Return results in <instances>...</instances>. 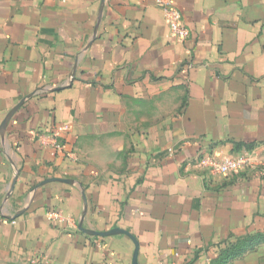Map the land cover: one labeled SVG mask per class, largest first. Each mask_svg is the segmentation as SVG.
Here are the masks:
<instances>
[{
	"label": "crops",
	"instance_id": "obj_1",
	"mask_svg": "<svg viewBox=\"0 0 264 264\" xmlns=\"http://www.w3.org/2000/svg\"><path fill=\"white\" fill-rule=\"evenodd\" d=\"M174 3L185 42L155 0H0V264H209L264 233V0Z\"/></svg>",
	"mask_w": 264,
	"mask_h": 264
},
{
	"label": "built area",
	"instance_id": "obj_2",
	"mask_svg": "<svg viewBox=\"0 0 264 264\" xmlns=\"http://www.w3.org/2000/svg\"><path fill=\"white\" fill-rule=\"evenodd\" d=\"M155 4L163 14L170 35L177 42H185L189 38L190 32L183 23L181 13L175 6L174 0H155ZM68 130V126H56L53 131L48 134H38V143L43 148H56L58 147L59 139H61ZM195 163L198 167L207 170L213 175L229 176L238 173L245 167L247 158L242 156L219 158L211 155L199 154ZM51 215L58 217V214L55 212L51 213Z\"/></svg>",
	"mask_w": 264,
	"mask_h": 264
},
{
	"label": "rangeland",
	"instance_id": "obj_3",
	"mask_svg": "<svg viewBox=\"0 0 264 264\" xmlns=\"http://www.w3.org/2000/svg\"><path fill=\"white\" fill-rule=\"evenodd\" d=\"M209 264H264V233L235 240Z\"/></svg>",
	"mask_w": 264,
	"mask_h": 264
}]
</instances>
